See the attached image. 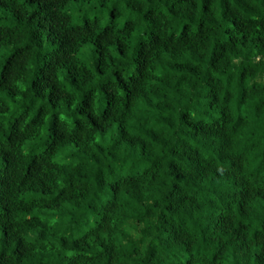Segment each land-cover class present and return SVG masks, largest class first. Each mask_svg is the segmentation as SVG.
<instances>
[{
    "label": "clouds",
    "instance_id": "9594fccd",
    "mask_svg": "<svg viewBox=\"0 0 264 264\" xmlns=\"http://www.w3.org/2000/svg\"><path fill=\"white\" fill-rule=\"evenodd\" d=\"M261 257V0H0V264Z\"/></svg>",
    "mask_w": 264,
    "mask_h": 264
},
{
    "label": "trees",
    "instance_id": "16d2710c",
    "mask_svg": "<svg viewBox=\"0 0 264 264\" xmlns=\"http://www.w3.org/2000/svg\"><path fill=\"white\" fill-rule=\"evenodd\" d=\"M26 2H30V0H26ZM105 0H100L101 5L103 6ZM219 2L224 5L225 7H227V2L228 0H219ZM262 3H264V0H261ZM113 14L110 12V16H112ZM8 18L12 21H19L20 17L17 15V13L13 10L8 12ZM39 40V37H37V42ZM258 264H264V257H261L259 259Z\"/></svg>",
    "mask_w": 264,
    "mask_h": 264
}]
</instances>
